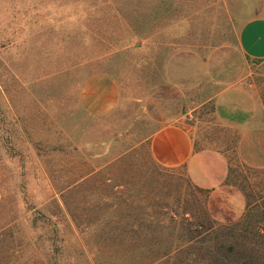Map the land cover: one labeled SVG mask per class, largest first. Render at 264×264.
I'll use <instances>...</instances> for the list:
<instances>
[{"label": "rangeland", "instance_id": "374dc122", "mask_svg": "<svg viewBox=\"0 0 264 264\" xmlns=\"http://www.w3.org/2000/svg\"><path fill=\"white\" fill-rule=\"evenodd\" d=\"M256 17L264 0H0V264H264V236L176 239L264 234V60L239 44ZM167 126L227 158L219 187L153 157Z\"/></svg>", "mask_w": 264, "mask_h": 264}, {"label": "crops", "instance_id": "0c3cea01", "mask_svg": "<svg viewBox=\"0 0 264 264\" xmlns=\"http://www.w3.org/2000/svg\"><path fill=\"white\" fill-rule=\"evenodd\" d=\"M241 51L251 59L264 60V17L248 20L239 35ZM247 136L241 142L246 151ZM153 157L168 168L185 167L191 181L202 189L219 187L228 175V160L220 153H206L195 150L188 131L177 126H167L151 138Z\"/></svg>", "mask_w": 264, "mask_h": 264}, {"label": "trees", "instance_id": "16d2710c", "mask_svg": "<svg viewBox=\"0 0 264 264\" xmlns=\"http://www.w3.org/2000/svg\"><path fill=\"white\" fill-rule=\"evenodd\" d=\"M159 164V163H158ZM160 165V164H159ZM165 167V166H164ZM235 173L234 167L230 168V175H229V181L233 177V174ZM201 189H198L195 187V192H201ZM254 203H250L249 206H253ZM214 225L208 226L205 224L204 226L201 224H198L193 227L184 228L179 236L176 237L177 241H204L205 239H213L214 241H229L230 238L233 241H252L256 238V240H260L263 238L264 234L261 229L258 230V232H253V230L248 229L245 224H239L234 225L230 231H227L226 234H224V237L222 238L223 228L222 226L217 225L215 222H213ZM143 230V229H142ZM229 230V229H228ZM144 231V230H143ZM219 231H222L220 234ZM157 232V231H156ZM126 234V233H125ZM142 237L145 236L144 233H141ZM253 237H255L253 239ZM222 239V240H221ZM251 257L245 261H242V264H252ZM215 264H241V262H235L232 261L229 255H221L218 257V261Z\"/></svg>", "mask_w": 264, "mask_h": 264}]
</instances>
